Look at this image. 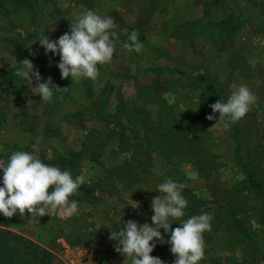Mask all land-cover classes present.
<instances>
[{
    "label": "rangeland",
    "instance_id": "rangeland-1",
    "mask_svg": "<svg viewBox=\"0 0 264 264\" xmlns=\"http://www.w3.org/2000/svg\"><path fill=\"white\" fill-rule=\"evenodd\" d=\"M29 1L31 12L0 1V159L22 147L41 161L76 152L71 174L83 175L86 189L70 197L78 204L71 217L0 214V229L45 250L52 264H130L111 231L128 220L151 225L157 185L170 178L185 185L188 201L173 229L193 215L212 217L199 264H264V200L243 171L264 176V0ZM89 9L117 25L113 59L98 65L95 80L62 79L59 56L38 39L59 38ZM228 18L233 33L218 25ZM132 31L140 53L123 46ZM25 58L57 86L51 102L16 75ZM206 85L222 102L233 85L256 100L236 123L209 120L215 101ZM155 243L151 255L174 264L170 245Z\"/></svg>",
    "mask_w": 264,
    "mask_h": 264
},
{
    "label": "clouds",
    "instance_id": "clouds-1",
    "mask_svg": "<svg viewBox=\"0 0 264 264\" xmlns=\"http://www.w3.org/2000/svg\"><path fill=\"white\" fill-rule=\"evenodd\" d=\"M116 27L111 16H101L89 9L71 22L69 32L57 39H49L45 32L38 41L46 55L59 56L56 67L62 79L71 77L72 82L82 78L95 80L98 65L110 63L113 59L114 41L119 38L114 31ZM138 36L137 31L129 33L124 48L140 53L143 44ZM16 75L31 85L32 94L38 95L41 101H52L55 85L51 78L42 79L31 60L20 61ZM33 78L35 87L32 86ZM232 87L234 90L226 102L218 100L210 105L213 115L207 119L214 120L218 114V121L236 123L250 111L256 100L254 94L245 85ZM85 182L83 175L73 177L70 171L45 164L28 152H14L7 160L0 159V214L12 218L17 214L24 217L27 212L31 219L38 220V217L62 212L63 216L71 217L78 213V204L70 197ZM50 187L52 191L49 193ZM184 187L170 178L159 183L156 189L159 195L151 201V225L128 220L122 228L111 231L110 239L116 242L115 250L125 257V261L130 264H163L160 258L151 255L156 247L155 241L170 245L174 264H199L203 260V234L211 231V215L203 212L179 221V227H171L185 215L188 201L182 195ZM165 235L169 237L166 241Z\"/></svg>",
    "mask_w": 264,
    "mask_h": 264
},
{
    "label": "trees",
    "instance_id": "trees-1",
    "mask_svg": "<svg viewBox=\"0 0 264 264\" xmlns=\"http://www.w3.org/2000/svg\"><path fill=\"white\" fill-rule=\"evenodd\" d=\"M3 1V0H0ZM12 3L16 8L28 9L30 12L33 10L29 0H5ZM1 6V2H0ZM220 28L226 30L229 33H233V19L228 18L220 20L218 22ZM144 41V37H140ZM201 83L206 82L205 76L201 75L197 79ZM206 92L211 95L212 100L217 102L218 96L213 90L211 85L205 86ZM16 151L30 152L28 147L17 148ZM78 153L74 152L73 156L69 159L66 157H55L52 159L43 158L42 162L48 165L58 166L61 170H68L72 172L77 168ZM246 167V166H243ZM247 173V186H250L253 193L257 198L264 200V176L256 175L249 172L246 168L243 170ZM75 177V176H73ZM85 185L83 184L79 190H84ZM234 191V189H233ZM264 205V203H263ZM234 223L240 232V236L247 237L248 234L243 226V222L235 218V212L237 211L236 206L233 207ZM264 257V253H263ZM0 264H52L51 255L48 254L42 248L28 243L23 237L14 235L10 232H5L0 229Z\"/></svg>",
    "mask_w": 264,
    "mask_h": 264
}]
</instances>
